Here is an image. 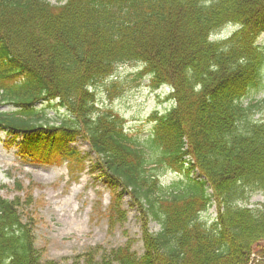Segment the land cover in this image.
Masks as SVG:
<instances>
[{"label":"trees","instance_id":"1","mask_svg":"<svg viewBox=\"0 0 264 264\" xmlns=\"http://www.w3.org/2000/svg\"><path fill=\"white\" fill-rule=\"evenodd\" d=\"M229 24L231 37L208 42ZM262 34L264 0H0V107L13 108L0 113V131L21 139L22 158L62 157L70 169L82 163L70 143L86 141L92 172L139 215L141 256L130 241L84 264H264V204L248 208L252 195L264 198V117L253 120L264 97L243 105L264 92ZM127 64L143 67L152 91H172L145 139L96 109L95 85ZM54 107L65 116L50 123ZM167 173L176 178L161 184ZM20 208L0 198V264H38Z\"/></svg>","mask_w":264,"mask_h":264},{"label":"rangeland","instance_id":"2","mask_svg":"<svg viewBox=\"0 0 264 264\" xmlns=\"http://www.w3.org/2000/svg\"><path fill=\"white\" fill-rule=\"evenodd\" d=\"M46 1L61 5L65 0ZM220 37H225L224 32ZM257 45L264 48V35L257 40ZM141 70L135 64L119 66L112 76L98 82L93 92L100 112L109 111L122 119L127 135L145 139L150 134L151 114L165 113L172 108V103L163 101L167 89L151 90L149 77L139 76ZM263 97L262 91L250 92L243 102L251 100L255 104ZM11 111L13 108L9 106L0 108V112ZM259 111L254 110L253 120L264 117V111ZM46 113L50 123L65 116V111L58 107L47 109ZM8 140L0 132V198L19 199L20 215L31 225L34 248L40 257L38 264H84V255L102 249L109 251L130 241L132 252L138 256L143 254L141 222L136 208L128 196L112 195L106 178L92 172L95 156L86 141L76 138L70 143L69 147L75 149L82 160V163L71 162L70 169L62 157L22 158L18 155L19 142L10 145ZM175 178L176 174L167 173L160 177V182L168 185ZM16 182L22 188L18 189ZM263 204L264 198L254 194L248 208ZM215 217V206L202 215L209 224ZM147 228L152 233L159 230L153 222ZM98 247H102L101 250H97Z\"/></svg>","mask_w":264,"mask_h":264}]
</instances>
